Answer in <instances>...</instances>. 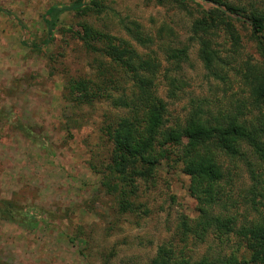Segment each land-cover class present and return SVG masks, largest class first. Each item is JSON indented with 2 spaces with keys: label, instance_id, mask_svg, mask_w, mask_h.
Here are the masks:
<instances>
[{
  "label": "rangeland",
  "instance_id": "374dc122",
  "mask_svg": "<svg viewBox=\"0 0 264 264\" xmlns=\"http://www.w3.org/2000/svg\"><path fill=\"white\" fill-rule=\"evenodd\" d=\"M229 1L245 10L264 9V0ZM77 2L0 0V202L14 206V219L0 216V264H147L159 247L181 251L189 261L246 259L230 235L181 240L179 221L195 218L197 204L173 156L135 181L131 205L122 211L96 173L110 150L100 128L122 112L105 101L72 105L65 86L92 78L97 60L108 63L84 48L82 29L89 27L133 54L134 66L151 63L142 74L152 79L164 104V126L198 111L210 124L234 117L264 130V99L258 94L264 63L257 40L247 25L225 16L214 27L197 29L209 15L195 0H96L72 11ZM48 8L54 10L52 30L42 21ZM199 40L210 52L209 66L199 57ZM171 51L183 53L173 59ZM165 78L176 80L172 98ZM240 151L243 158L216 157L228 184H222L215 212L234 217L237 226L263 209L251 206L248 173L250 168L261 174L262 164L245 145Z\"/></svg>",
  "mask_w": 264,
  "mask_h": 264
},
{
  "label": "trees",
  "instance_id": "16d2710c",
  "mask_svg": "<svg viewBox=\"0 0 264 264\" xmlns=\"http://www.w3.org/2000/svg\"><path fill=\"white\" fill-rule=\"evenodd\" d=\"M95 1L81 3L79 0L71 9L75 11L83 6L88 9ZM195 1L200 7H205L202 10L209 15L195 24L197 29L204 31L214 27L215 20L224 16L247 25L250 34L257 40V49L264 63V9L245 10L229 0ZM65 10L60 8L58 12ZM53 13V8H48L42 17L49 30L56 27V21L51 19ZM226 25L228 26L227 22ZM81 40L87 52L104 57L108 63L97 60L92 78L67 81L65 99L75 106H91L105 101L113 109L122 112L113 119H105L100 128L110 146L108 162L96 172L105 193L116 196L122 211L129 209L131 204L128 196L134 195L135 181L146 179L160 161L173 156L180 164L181 172L187 176L188 193L197 204L195 218L191 221L181 218L179 221L181 240L185 241L190 236L192 241L202 242L208 233L216 238L230 235L238 240L247 257L239 261L234 257L221 259L217 264H264V141L261 137L264 130L247 127L234 117L229 118L225 124H210L199 117L198 111L189 113L181 123L164 126V104L155 96L152 79L142 74L148 72L146 68L151 63L148 60L138 61L134 66L131 62L133 54L128 56L127 50L113 46L104 35L89 27L82 29ZM199 44V57L204 66H209L211 55L206 43L199 40ZM182 53L183 51H171L170 57L178 59V55ZM109 70L124 78L113 79ZM164 80L168 88L167 96L174 97L176 80ZM258 94L264 99V84L259 88ZM241 145L248 147L257 162L262 164L261 174L255 176L250 168L248 173L252 181V197L249 199L251 206L256 204L263 209L261 213L255 212L251 219L237 226L234 217L215 212L220 206L222 184H228V180L223 182L222 170L216 157L217 154H223L229 158H243ZM246 165L250 166L248 162ZM253 193L257 195V201L254 200ZM0 203L3 206L0 208V216L9 221L14 219V206L7 201ZM147 264L214 263L205 257L189 261L182 256L181 251L175 255L174 250L159 247L154 258Z\"/></svg>",
  "mask_w": 264,
  "mask_h": 264
}]
</instances>
